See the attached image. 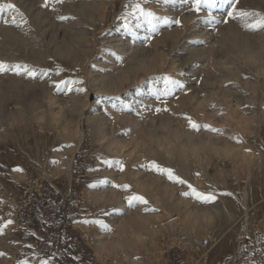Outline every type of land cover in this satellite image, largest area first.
Instances as JSON below:
<instances>
[{
  "label": "rangeland",
  "instance_id": "rangeland-1",
  "mask_svg": "<svg viewBox=\"0 0 264 264\" xmlns=\"http://www.w3.org/2000/svg\"><path fill=\"white\" fill-rule=\"evenodd\" d=\"M0 3L15 4L26 21L4 24L11 13L0 12V60L38 73L0 74V223L13 221L0 234V264H248L249 239L264 237V30H247L241 19L212 30L205 12L198 16L181 0ZM137 4L155 14L158 34L133 11ZM238 7L264 15V0H239ZM164 18H180L182 26ZM164 75L185 89L157 101ZM77 79L84 83L74 87L85 92L65 95L53 86ZM98 96L118 99L98 104ZM184 115L223 132L194 131ZM45 153L51 178L39 162ZM97 157L120 159L125 171ZM153 160L198 191L214 192L216 202L185 198L186 185L140 167ZM105 177L130 190L88 188ZM43 179L32 214H18L21 189ZM132 193L156 210L129 208ZM21 218L40 222L39 236L50 243L32 259L22 251L29 233ZM97 218L111 231L76 222Z\"/></svg>",
  "mask_w": 264,
  "mask_h": 264
},
{
  "label": "snow or ice",
  "instance_id": "snow-or-ice-1",
  "mask_svg": "<svg viewBox=\"0 0 264 264\" xmlns=\"http://www.w3.org/2000/svg\"><path fill=\"white\" fill-rule=\"evenodd\" d=\"M56 3H61L63 0H55ZM181 2L184 5H190V10L195 12L198 16L203 11L206 13L202 17V19L206 22H208L209 25L213 26L212 30H215V26L220 25L221 23L228 24L232 20L241 19L245 22L243 23V27L247 30L251 31H257V30H264V15H262L259 12H250L247 10L240 9L238 7L239 0H181ZM49 3V0H44V5L47 6ZM227 6V8H225ZM139 10L143 16L146 17L147 23L149 25V30L151 33L158 34V27L153 21L156 19L155 14L151 11H145L143 8L140 7L139 4L135 5V8L133 11ZM220 12L221 15H216V12ZM0 12H9L11 13L10 18L4 19V24H12L17 25L19 17V23H26L23 13L20 12V10L16 7L15 4L12 3H0ZM249 17H256L255 19L251 20V22H248L247 18ZM58 20L60 21H66L68 19H75L74 17H68V16H58ZM163 23L168 24L172 23L177 27L182 26V21L180 18H174L171 21L168 20V18H164ZM153 37L151 35L145 37L146 41H151ZM201 43H204V41H201ZM11 71L15 73L16 75H20L22 72L27 75L29 78H35L37 77L38 73L37 70L32 68L31 66L27 64H20V63H13L9 64L2 60H0V74ZM47 75L46 70H42L41 72V78L43 76ZM57 75H59V72H57ZM158 79H162L163 83L165 85L164 89L162 90V94L158 93L154 90L153 95L157 101H160L162 97H169L172 96L175 92V90L179 89L183 91L185 89V85L181 80L174 79L171 75H164L163 77H158ZM83 80H59L57 82H54V87L57 91H60L61 89L64 90V94L67 95L72 92L76 93H83L86 91L84 87H74V85H83ZM118 99V97H104V96H98L97 97V103L100 104L102 101L105 100H114ZM127 105H125V108ZM168 111V109L156 107L154 111L156 113H159L161 111ZM105 114H107V110H105ZM139 114V113H138ZM183 119L187 121L188 128L199 131L201 128H203L206 131H210L213 133H221L223 132V129L221 128H215L212 127L209 124H198L196 121L192 119L191 116L184 115ZM128 130H124V134H127ZM232 139L236 140L237 143H240L241 141L237 137H232ZM247 151V149H246ZM97 159L100 161V164L103 166H106L108 168L115 167L116 170L123 173L125 171V164L120 159H109V158H102L97 157ZM141 168L147 169L149 171H152L154 173L160 174L162 176H166L168 181L177 184V185H186L187 191H183L180 193L181 196L185 198H192L197 202H200L202 204H212L216 202L217 196L212 191H198L195 187H193L192 184L188 183L185 179L181 178L179 175H177L174 170L170 167H164L161 166L156 161H149L146 164L140 165ZM15 172H23V169L20 167H16L13 169ZM89 171H99V169H89ZM198 175V173H197ZM104 186H110L114 189L122 190V191H128L130 190V185L127 183L124 184H117L114 183L111 179L105 177L102 179H99L98 181L92 182L88 185L89 189H97ZM230 195V194H229ZM125 202L129 208H133L136 205H145L144 208L145 212L148 211H155L156 209H150L147 207L149 204V201L143 196L136 193H132L131 195H128L125 197ZM113 212H118L120 209L113 208ZM105 216L109 215L110 213L108 211H104L103 213ZM81 224L85 225H95L99 229L104 231H111V228L108 224L105 223L103 219H82L79 221H76ZM13 221L11 219L4 221L3 223H0V234H3L4 229L7 228L9 225H11ZM28 247H31L29 245ZM5 253L0 252V256H4ZM42 264H51L50 261H43ZM264 264V262H262Z\"/></svg>",
  "mask_w": 264,
  "mask_h": 264
},
{
  "label": "crops",
  "instance_id": "crops-1",
  "mask_svg": "<svg viewBox=\"0 0 264 264\" xmlns=\"http://www.w3.org/2000/svg\"><path fill=\"white\" fill-rule=\"evenodd\" d=\"M74 157H77V152L74 155ZM22 231H27L28 238L25 240V246L23 247L22 251L27 253V258H34L38 253H40V249L42 247V244H48L47 241L44 240V237L41 238L40 230L38 229V226L40 225V222H37L35 219H26L21 218L18 220L17 223ZM249 240L252 241V245L249 246L247 257H248V264H262L264 262V237L262 236L259 238L257 235H252ZM257 240H262V242H258ZM31 245V247H28ZM39 257H36V259Z\"/></svg>",
  "mask_w": 264,
  "mask_h": 264
},
{
  "label": "built area",
  "instance_id": "built-area-1",
  "mask_svg": "<svg viewBox=\"0 0 264 264\" xmlns=\"http://www.w3.org/2000/svg\"><path fill=\"white\" fill-rule=\"evenodd\" d=\"M39 162L43 165V173L45 174V177L51 178L52 177V165L50 160H48V154L45 153L43 156H41ZM44 179L39 181H33L27 183V186H24L21 189L20 197H19V204L17 206V213L18 214H25L30 215L32 214V203L34 195L41 196L42 189L45 185L43 183ZM5 204L0 205V210L2 213H4ZM264 225V224H263ZM200 247H207L208 242L206 240H202L200 242Z\"/></svg>",
  "mask_w": 264,
  "mask_h": 264
}]
</instances>
